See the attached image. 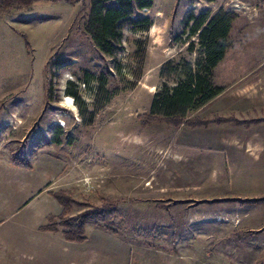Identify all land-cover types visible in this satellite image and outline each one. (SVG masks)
Returning a JSON list of instances; mask_svg holds the SVG:
<instances>
[{"label": "rangeland", "instance_id": "rangeland-1", "mask_svg": "<svg viewBox=\"0 0 264 264\" xmlns=\"http://www.w3.org/2000/svg\"><path fill=\"white\" fill-rule=\"evenodd\" d=\"M90 1H38L0 18V264H264V232H244L246 221L264 222V202L245 206L248 218L238 227L230 206L222 218L219 202H209L221 193L216 157L232 170L264 173V147L250 157L221 145L219 138L237 136L234 122L193 129L140 118L151 114L155 96L174 94L203 63L202 44L185 26L191 12L241 15L225 59L203 74L208 84L230 91L246 83L249 69L261 70L264 34L252 32L247 12L262 4L154 0L132 18L153 26L122 22L111 57L85 32ZM116 89L89 124L97 94ZM221 99L189 109L184 120L222 118L229 111ZM59 190L81 203L71 216L100 212L83 243L39 230L60 214L49 194ZM105 200L116 207L106 210Z\"/></svg>", "mask_w": 264, "mask_h": 264}, {"label": "trees", "instance_id": "trees-1", "mask_svg": "<svg viewBox=\"0 0 264 264\" xmlns=\"http://www.w3.org/2000/svg\"><path fill=\"white\" fill-rule=\"evenodd\" d=\"M38 1H64L70 5H76L83 0H0V18L11 11L21 9H31ZM154 0H91L89 5V16L85 24V32L90 37L96 49L101 54L115 56V44L120 43L123 37L121 23L132 21L135 26L143 25L145 28L153 26L149 18L133 21V16L137 10L151 9ZM237 16L224 9L211 17L210 13L195 15L189 13L185 26L190 29L192 36H198L203 47V63L200 64L198 73L191 77V82L183 85L172 95L167 94L161 97L155 96L150 115H143L140 118L151 122H165L176 128L185 125L189 128L209 127L210 125H220L231 122L233 118L202 119L195 118L184 120L183 116L189 109H199L208 107L211 102L223 93L224 89L212 87L203 74L209 75L225 59L229 49V37L234 28ZM181 38H177L179 41ZM172 62L164 65V72ZM120 90L113 92L100 91L94 102V111L90 113L93 124L94 119L119 94ZM162 114L164 118L157 117ZM238 123V121H237ZM60 144L57 138L54 141ZM61 207L58 216L50 215L47 223L39 228L40 231L49 233L62 232L68 242L83 243L87 240L86 226L92 219H99L98 209L90 208L71 216L74 204H81L73 197L70 190H59L50 192ZM263 199L252 200V202H263ZM105 209L110 210L116 207V202L105 200ZM216 202V201H209ZM181 203V202H179ZM107 231L117 232L110 226H106Z\"/></svg>", "mask_w": 264, "mask_h": 264}, {"label": "crops", "instance_id": "crops-1", "mask_svg": "<svg viewBox=\"0 0 264 264\" xmlns=\"http://www.w3.org/2000/svg\"><path fill=\"white\" fill-rule=\"evenodd\" d=\"M246 1L252 2V5L262 4L263 8L261 10L254 9L252 13L247 12V18L249 19L248 26L254 28L252 32L264 34V0ZM234 14H236L238 20L241 18L239 13L235 12ZM251 64L253 63L249 61L248 65ZM258 66L262 69L248 70L245 84L223 92L217 97L218 99L222 98L220 103L226 106L222 112L229 111L228 113H222V118L233 117V120L227 122V124H233V122L236 124L238 121V125L235 128L238 131L237 136L219 138L221 145L235 147L232 149H236L240 154L244 152L250 157H253L252 153L256 150L255 147H264V58ZM28 132L29 130L27 129L26 135ZM209 158L211 157H202L199 161L200 166L206 167L207 162H210ZM215 162L218 168L216 169L215 184L219 186L221 191L220 194H217L215 201L219 202L217 204L222 206L221 210L223 211L219 215L222 218L226 217L227 214L224 211L230 206L231 208L229 209L233 210V214L230 216L235 219L234 226H241L244 223L243 219L248 218L245 206L251 207L262 203H255L252 200L264 198L258 196L264 191V188H260L264 186L261 181L262 179L264 180V173L256 172L254 174L240 170V168L232 170L229 168L226 159L219 156L216 157ZM231 186H234L235 189H231ZM244 224L246 225L244 229L246 236L259 235L264 232V222L262 221L248 220Z\"/></svg>", "mask_w": 264, "mask_h": 264}, {"label": "built area", "instance_id": "built-area-1", "mask_svg": "<svg viewBox=\"0 0 264 264\" xmlns=\"http://www.w3.org/2000/svg\"><path fill=\"white\" fill-rule=\"evenodd\" d=\"M88 182H89V181H88ZM87 185H90V182H89Z\"/></svg>", "mask_w": 264, "mask_h": 264}, {"label": "bare ground", "instance_id": "bare-ground-1", "mask_svg": "<svg viewBox=\"0 0 264 264\" xmlns=\"http://www.w3.org/2000/svg\"><path fill=\"white\" fill-rule=\"evenodd\" d=\"M70 100V99H69Z\"/></svg>", "mask_w": 264, "mask_h": 264}]
</instances>
